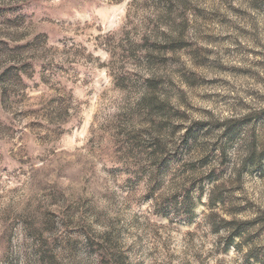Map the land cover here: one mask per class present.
Instances as JSON below:
<instances>
[{"label": "rangeland", "instance_id": "obj_1", "mask_svg": "<svg viewBox=\"0 0 264 264\" xmlns=\"http://www.w3.org/2000/svg\"><path fill=\"white\" fill-rule=\"evenodd\" d=\"M0 264H264V0H0Z\"/></svg>", "mask_w": 264, "mask_h": 264}, {"label": "trees", "instance_id": "obj_2", "mask_svg": "<svg viewBox=\"0 0 264 264\" xmlns=\"http://www.w3.org/2000/svg\"><path fill=\"white\" fill-rule=\"evenodd\" d=\"M156 97L155 96H152L149 98V102H150V105L149 106H145L143 105L145 108H143V106L141 108H143L144 110V113L146 114V116L148 117V121L152 123V126L155 124V121H156V118H154V116L156 114H159V112L161 111V108H160V104L155 100ZM160 115V114H159ZM158 116V115H156ZM156 143H160V142H156ZM161 144V143H160ZM158 144V145H160ZM125 146H127L128 148L130 147H134V142H126ZM139 151H142L144 153H146L147 155H149V147L147 146V144H143L141 146L137 145L136 147ZM164 144L162 146H160L158 149L155 147V149L153 150V153L155 152L156 154L157 153H162V150H164ZM158 151V152H157ZM151 156V158L149 159H155L158 160L160 159L159 155L156 156ZM208 181H210L212 183V188L207 192V197H208V203L209 205H213V206H216L217 205H225L226 202H225V198L222 194V188H224L223 184L222 183H217L216 182V178H213L212 176H209L208 177ZM162 202H167L162 200ZM231 222V221H229ZM26 229L27 231L30 232V235H32L34 237V240L37 242V247H38V252H41L42 256L43 254H47V252H49L48 249L49 248V242L47 240H44L40 237L39 234H37L36 232V228H34L33 226H30V225H27L26 226ZM52 256L49 257V259H54L55 256L53 254H51Z\"/></svg>", "mask_w": 264, "mask_h": 264}]
</instances>
